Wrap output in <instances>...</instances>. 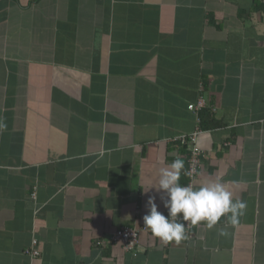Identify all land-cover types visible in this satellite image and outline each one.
Returning <instances> with one entry per match:
<instances>
[{
	"label": "crops",
	"instance_id": "crops-1",
	"mask_svg": "<svg viewBox=\"0 0 264 264\" xmlns=\"http://www.w3.org/2000/svg\"><path fill=\"white\" fill-rule=\"evenodd\" d=\"M199 118L196 187L244 215L112 243L149 196L167 215L143 190L177 158L187 183ZM0 119V264H264V0H0Z\"/></svg>",
	"mask_w": 264,
	"mask_h": 264
},
{
	"label": "clouds",
	"instance_id": "clouds-1",
	"mask_svg": "<svg viewBox=\"0 0 264 264\" xmlns=\"http://www.w3.org/2000/svg\"><path fill=\"white\" fill-rule=\"evenodd\" d=\"M7 127L0 119V131ZM185 165L182 159H175L166 167H161L155 186L143 190L145 194L155 188L162 193L161 201L167 209V215L159 210L156 196H149L148 212L143 217L144 227L164 242L179 244L187 239L186 225L195 226L201 222L208 228H213L225 217L228 223L235 225L238 218L243 216L247 207L245 201L234 199L233 193L220 181H210L201 186L180 183ZM220 235H227L223 230Z\"/></svg>",
	"mask_w": 264,
	"mask_h": 264
},
{
	"label": "built area",
	"instance_id": "built-area-1",
	"mask_svg": "<svg viewBox=\"0 0 264 264\" xmlns=\"http://www.w3.org/2000/svg\"><path fill=\"white\" fill-rule=\"evenodd\" d=\"M206 107V100L201 97L197 102L190 103L188 108L196 113H199L203 108ZM200 118L198 127L189 134H181L172 137L170 140L174 142L186 143L189 150L188 167L185 171L188 181L184 185L191 184L196 187V180L198 174L203 166V159L206 156L204 149L199 144V135L204 131L200 126ZM198 225H191L188 223L186 225L187 239L190 240L194 237V230ZM152 234L151 230L140 226H125L115 231L111 236L112 243H121L124 248L128 251H135L139 245L141 233ZM153 235V234H152ZM26 254H28L32 259H36L41 255V250L38 248V239L35 237L32 241V245L26 249Z\"/></svg>",
	"mask_w": 264,
	"mask_h": 264
}]
</instances>
